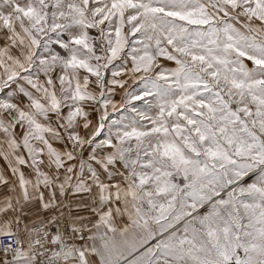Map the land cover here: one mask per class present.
Masks as SVG:
<instances>
[{
	"label": "snow or ice",
	"instance_id": "6c2138e0",
	"mask_svg": "<svg viewBox=\"0 0 264 264\" xmlns=\"http://www.w3.org/2000/svg\"><path fill=\"white\" fill-rule=\"evenodd\" d=\"M0 264H264V0H0Z\"/></svg>",
	"mask_w": 264,
	"mask_h": 264
}]
</instances>
